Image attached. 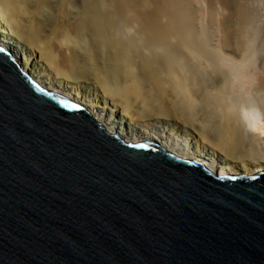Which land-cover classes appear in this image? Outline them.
<instances>
[{
	"label": "water",
	"instance_id": "water-1",
	"mask_svg": "<svg viewBox=\"0 0 264 264\" xmlns=\"http://www.w3.org/2000/svg\"><path fill=\"white\" fill-rule=\"evenodd\" d=\"M0 264H264V171L125 142L0 45Z\"/></svg>",
	"mask_w": 264,
	"mask_h": 264
},
{
	"label": "bare ground",
	"instance_id": "bare-ground-1",
	"mask_svg": "<svg viewBox=\"0 0 264 264\" xmlns=\"http://www.w3.org/2000/svg\"><path fill=\"white\" fill-rule=\"evenodd\" d=\"M148 2L152 13L132 0H85L82 11L68 6L67 14L57 0H0V45L41 87L84 106L125 142L156 143L219 176L264 171V135L253 130L264 127V62L254 66L244 0L225 3L228 27L214 48L199 0ZM78 14L88 23L76 34ZM249 92L261 102L244 99ZM170 121L171 130L153 131ZM126 122L134 123L131 134ZM178 125L190 131L185 140Z\"/></svg>",
	"mask_w": 264,
	"mask_h": 264
},
{
	"label": "rangeland",
	"instance_id": "rangeland-1",
	"mask_svg": "<svg viewBox=\"0 0 264 264\" xmlns=\"http://www.w3.org/2000/svg\"><path fill=\"white\" fill-rule=\"evenodd\" d=\"M133 3L134 1L139 4H141L142 8L146 11H154V6L148 2V0H132ZM142 1V2H141ZM232 0H199V3H200V8L204 9V12L206 14V28L209 30L208 33H211L212 35V45L210 43L209 47H212L214 48V44H215V47H217V45H219L221 42V39L223 38L226 30H224L225 27H228V25H225L226 23H224V18L227 16L228 14V11L227 8V4L225 3H228ZM85 2V0H57V4L58 5V9L62 10L64 12V9H65V13L68 14V10L66 11V7L68 6H71V8H74V10L76 11H82L83 10V3ZM134 3V4H136ZM143 3V4H142ZM244 3L246 5V8H248V12L250 13V19H251V25H252V28L254 29V55H253V60H254V66L256 67H260L262 65V63L264 62V0H244ZM144 5V6H143ZM153 6V7H152ZM1 7V6H0ZM151 7L153 9H151ZM60 10V11H61ZM152 13V12H151ZM211 13V14H210ZM80 15V14H78ZM76 16L75 19L73 20L75 23H72V26H76V28L78 27V30L75 29L76 31V34L77 33H83L85 30V25H87L86 23L87 22V17L84 16V15H80V16ZM226 15V16H225ZM59 16V15H58ZM57 16V17H58ZM211 17H213L214 19H212ZM216 18V19H215ZM59 19L60 21L63 19V15L62 13L60 14L59 16ZM210 20H213V22H210ZM74 24V25H73ZM76 24V25H75ZM209 24V25H208ZM212 24V27L210 26ZM214 24V25H213ZM215 27V28H214ZM227 29V28H225ZM74 31V30H73ZM133 31L134 33V29L131 28V32ZM131 32L129 33L131 35ZM132 33V34H133ZM190 40V41H188ZM186 40L185 44H191L190 42L192 41V39H188ZM215 40V41H214ZM217 40V41H216ZM220 42V43H219ZM214 43V44H213ZM15 46V45H14ZM17 49L16 51H18L20 53V56L22 55H27L26 53V46H21V45H16V48ZM17 54V53H16ZM84 96H90L89 99H91V95L95 94L94 93V87L90 84V83H87V84H84ZM249 92L248 94H246V96H244V99H247L248 97L249 98H256V96L254 95L255 92ZM255 94H258V93H255ZM248 95V97H247ZM260 94H258L257 100L259 101H253L252 102H261L262 100V97L260 96ZM246 97V98H245ZM255 99V100H256ZM250 99H248L249 101ZM252 100V99H251ZM251 102V101H249ZM120 120L121 118L118 116V118H116V121L118 123H120ZM174 122V121H173ZM172 121H170V123H168L167 125H164V124H156L154 123V128L153 127V131L154 132H162V130H171V126L173 124ZM127 123V131L129 134L132 133V130H133V126L132 124L134 123H130L131 125H128L129 122H126ZM136 125V124H135ZM119 126V125H118ZM176 127V126H175ZM177 128V127H176ZM178 128H179V131L182 133L181 134V137L180 138L181 140H185V134L184 133H190V131H188L185 127H183L182 125H178ZM144 129V128H142ZM131 132V133H130Z\"/></svg>",
	"mask_w": 264,
	"mask_h": 264
},
{
	"label": "snow or ice",
	"instance_id": "snow-or-ice-1",
	"mask_svg": "<svg viewBox=\"0 0 264 264\" xmlns=\"http://www.w3.org/2000/svg\"><path fill=\"white\" fill-rule=\"evenodd\" d=\"M253 130L259 131L262 135H264V127H260V128L253 129ZM136 147H142V145H137Z\"/></svg>",
	"mask_w": 264,
	"mask_h": 264
}]
</instances>
